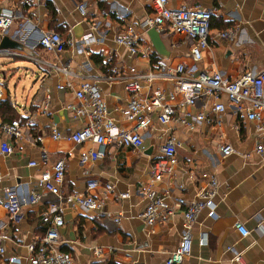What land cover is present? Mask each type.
<instances>
[{"label": "crops", "instance_id": "0c3cea01", "mask_svg": "<svg viewBox=\"0 0 264 264\" xmlns=\"http://www.w3.org/2000/svg\"><path fill=\"white\" fill-rule=\"evenodd\" d=\"M23 1L0 0V11L12 10L17 17L2 38L18 44L0 47L16 53L0 56L1 84L6 89L0 88V102L5 101L13 108L14 118H21L20 137L0 131V143L7 142L13 149L9 155L0 157V188H14L21 202L15 220L9 218L0 202V246L4 249L0 264H29L25 245L44 233L47 222L43 212L47 200L52 199L47 194L43 201H32L31 196L44 192L37 183L39 174L61 158L65 169L62 194L82 192L87 181L95 180L99 187L91 193L103 203L96 211H86L72 203L61 204L59 214L64 224L59 228L58 248L68 252L75 264H165L169 252L179 242L182 215L175 209L167 222L146 225L140 217L147 202L144 191L150 187L169 203L180 196L191 199L198 189L206 186L210 174L218 182L214 197L216 217H208L206 209L199 212L191 225L192 250L184 264H264V162L254 151L259 136L253 123L227 107L219 125L207 124L189 132L174 124L171 132L181 140L177 163L159 181H152L149 176V165L159 155L156 135L162 127L156 121L155 128L144 135L143 149L108 146L104 157L80 163L79 155L92 144H76L66 138L84 123L64 107L75 102L73 91L57 88L66 78L29 58L33 55L31 46L41 32L52 30L64 40L71 39L73 45L66 44L57 56L35 47L36 56L48 62L66 63L75 74L73 88L81 78L95 80L110 115L118 124L129 127L115 108L127 101L123 79L130 76L131 68L147 71L153 68L154 61L162 59L169 64L184 63L194 69L219 71L232 80L247 71L264 73V0H183L212 11L208 44L198 62L189 56L190 39L168 27L161 34L166 56L154 50L140 28L141 45L151 47L149 57L130 56L124 46L115 42L123 25H137L151 14L149 0H30L31 7ZM79 3L85 4L84 15L77 10ZM169 5L178 6L179 1L169 0ZM25 19L29 21L22 26ZM227 28L236 31L231 41L215 36L216 30ZM88 34L91 39L83 41ZM15 60L31 61L39 70L36 89L20 93L19 100V88L15 84L12 89L8 87L17 72L10 65ZM113 71L117 77L105 80ZM153 87L166 89L170 83L159 80ZM4 122L9 121L0 106V124ZM52 124H56L63 137L50 136ZM260 140L264 144V138ZM220 142L229 143L233 152L222 156L216 150ZM32 161L36 163L34 166L29 165ZM104 184L112 186L107 195L102 189ZM121 193H127L128 197L120 198ZM3 198L1 194L0 201ZM236 221L248 231L246 236L238 234ZM202 238L205 242H201ZM229 246L232 251L227 249ZM234 253L241 255L240 262L233 259ZM9 257L15 260L9 262Z\"/></svg>", "mask_w": 264, "mask_h": 264}, {"label": "built area", "instance_id": "2783aa9c", "mask_svg": "<svg viewBox=\"0 0 264 264\" xmlns=\"http://www.w3.org/2000/svg\"><path fill=\"white\" fill-rule=\"evenodd\" d=\"M179 5L171 7L169 0H149L151 14L147 15L137 25L127 23L116 34L114 40L117 44L124 46L130 56L149 57L152 53L151 47L141 45L138 28L146 32L154 28L162 33L165 27L172 32L184 34L190 39L189 56L194 62L202 59L204 48L208 44L210 35V18L212 11L204 9L199 3L186 4L178 0ZM24 5L31 7L30 0H24ZM77 10L81 15L85 14V4L79 3ZM104 15V12H100ZM16 15L12 10L0 11V40L8 29L15 23ZM23 21V25L28 23ZM236 31L233 28L216 30L215 36L224 41H231ZM91 39L88 34L83 41ZM71 39L64 40L55 31L47 30L41 32L35 44L31 46L32 60L49 67L55 72L63 75L66 80L58 84L57 88L72 89L75 102L67 103L64 107L69 110L73 117L84 121L82 127L71 132L66 138L76 144L90 142L92 146L79 155L80 163L96 160L104 157L107 147L129 148L140 150L144 148V135L155 128V121L162 127L156 135L159 155L149 165V176L152 181H159L169 175L177 163L176 153L181 146V140L171 132L172 126L178 124L189 132L199 129L203 125L221 123V116L227 107L234 110L235 115L243 117L253 123L259 139L254 145V151L264 162V144L260 140L264 138V73L243 72L236 79L224 77L221 72L205 68L194 69L184 63L169 64L159 59L154 61V66L147 71H135L130 69L131 74L124 78L123 89L128 98L124 106L115 108L130 124L124 127L110 115L106 103L101 95L100 89L95 80L81 78L78 86L73 88L72 78L75 76L66 63H55L42 60L34 51L35 47L52 53L57 56L64 50L65 45H73ZM14 56L15 52L0 49V56ZM116 76L113 71L104 77L105 80H112ZM167 81L169 88L153 87L156 81ZM143 88L145 89L144 91ZM49 100V95H46ZM46 106V105H44ZM0 131L10 137L21 136V125L18 119L0 124ZM50 136L53 139H60L63 134L58 130L56 124H52ZM216 150L226 156L233 152L229 143H218ZM13 151L7 142L0 143V157L9 155ZM34 161L29 165L34 166ZM64 160L58 159L47 169H44L38 177V186L44 192H36L31 196L32 201H43L47 194L52 199L47 200L43 212L44 220L47 222L44 233L31 240L25 245L29 264H75L68 252L58 248L60 234L59 228L64 222L59 214L61 204L64 202L78 205L86 211L100 210L102 200L92 195L91 191L99 187L95 180L87 181L82 192H72L63 195L61 185L64 178ZM218 182L213 174L206 180V186L198 189L194 197L185 199L174 198L167 202L165 197L152 188H146L144 195L146 205L140 217L146 225L154 223H165L179 209L182 215V232L179 242L174 250L169 252L165 264H184L191 254V225L197 219L199 212L207 210V216L215 218L214 197L217 193ZM103 192L107 195L112 190L110 184L102 186ZM4 198L1 205L6 210L9 218H18L21 202L14 188H0V197ZM120 198L128 197L127 193H121ZM234 227L242 237L248 234L243 225L236 221ZM205 238L201 242H205ZM232 251V247L227 248ZM4 249L0 246V253ZM98 253L99 250H96ZM233 259L241 261V255L234 253ZM9 257L8 261H14Z\"/></svg>", "mask_w": 264, "mask_h": 264}, {"label": "rangeland", "instance_id": "374dc122", "mask_svg": "<svg viewBox=\"0 0 264 264\" xmlns=\"http://www.w3.org/2000/svg\"><path fill=\"white\" fill-rule=\"evenodd\" d=\"M21 62V63H20ZM12 67L17 68V72L13 74L11 77L10 82L8 83V87L12 89V85L15 84L17 88H19L20 91L17 92V99L21 98L20 93H26L29 89L31 91H34L37 87L36 83V73H39V70L37 66L28 60H15L11 62L10 64ZM24 67L27 69L24 70ZM31 70V72H30ZM26 71V72H24ZM2 83V78H0V88L2 90H6L5 87L1 84ZM23 88V90L21 89ZM20 107H17V111L20 112Z\"/></svg>", "mask_w": 264, "mask_h": 264}, {"label": "water", "instance_id": "95a60500", "mask_svg": "<svg viewBox=\"0 0 264 264\" xmlns=\"http://www.w3.org/2000/svg\"><path fill=\"white\" fill-rule=\"evenodd\" d=\"M146 34L150 40L151 45L153 46L154 50L162 55V56H166L167 55V51L163 45L162 42V33L157 32L154 28H149L146 31ZM18 44L12 40H9V38L4 37L1 40L0 43V47L1 48H7V47H16Z\"/></svg>", "mask_w": 264, "mask_h": 264}, {"label": "trees", "instance_id": "16d2710c", "mask_svg": "<svg viewBox=\"0 0 264 264\" xmlns=\"http://www.w3.org/2000/svg\"><path fill=\"white\" fill-rule=\"evenodd\" d=\"M210 28H211V18H210ZM220 30H224V29H220ZM0 106L3 108L4 110V113L6 115V120L10 121L12 119H18L19 122L21 123V118H14L15 117V114L13 112V108L10 107V105L8 103H6L5 101L4 102H0ZM112 264V263H110Z\"/></svg>", "mask_w": 264, "mask_h": 264}]
</instances>
